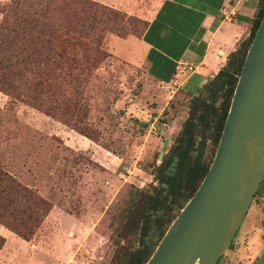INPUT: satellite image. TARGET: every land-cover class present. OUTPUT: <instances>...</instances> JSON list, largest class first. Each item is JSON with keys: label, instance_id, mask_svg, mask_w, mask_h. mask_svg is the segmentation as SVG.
I'll list each match as a JSON object with an SVG mask.
<instances>
[{"label": "rangeland", "instance_id": "1", "mask_svg": "<svg viewBox=\"0 0 264 264\" xmlns=\"http://www.w3.org/2000/svg\"><path fill=\"white\" fill-rule=\"evenodd\" d=\"M9 1L0 0V8ZM161 1L136 0L132 12L109 7L120 14L105 23L115 31L104 34L99 52L93 46L76 56L79 64L70 85L58 84L57 115L19 101L0 106V169L37 190L51 206L30 241L0 226L5 239L0 264H126L130 252L153 250L161 240L169 204H152L165 183L160 170L188 118L199 114L192 109L199 92L157 82L112 47L114 39L138 38ZM122 49L116 45L124 56ZM223 94L217 96L209 127H198L192 139L187 157L193 166H209L214 158L215 112ZM183 199L178 202L182 208ZM145 201H151L146 215L129 230V205H139L138 216ZM180 207L173 206L171 218ZM263 251L264 175L217 264H252Z\"/></svg>", "mask_w": 264, "mask_h": 264}, {"label": "trees", "instance_id": "2", "mask_svg": "<svg viewBox=\"0 0 264 264\" xmlns=\"http://www.w3.org/2000/svg\"><path fill=\"white\" fill-rule=\"evenodd\" d=\"M263 13L264 0H257L249 37L231 54L225 67L209 83L215 91L224 93L223 102L215 112V145H218L221 137L241 67ZM0 14V93L7 97V101H19L47 115H57L59 96L62 95L58 84L63 82L65 86L70 85L73 71L79 64L76 56L91 51L93 46L99 52L104 34L115 31L105 25L106 21L120 17L119 12L92 0H10L0 8ZM192 109L203 110L195 102ZM198 120H206L205 113L199 115ZM181 161L180 173L182 178H187V182L168 206L165 220L162 221L167 222L168 227L174 220V217H170L173 206L180 205L182 209L183 205L178 204L180 197L184 195L183 201L187 203L210 166L201 167L196 172L188 169L185 158ZM160 191L158 188L155 195L159 196ZM150 203L144 202L138 216L134 211L138 210L139 205H129L130 220L126 222L129 230H134L138 220L146 215ZM50 209L51 206L37 190L0 169L1 227L24 241H30ZM160 232L162 238L165 232ZM4 243L5 239L0 235V249ZM154 249L130 252L126 264H145Z\"/></svg>", "mask_w": 264, "mask_h": 264}, {"label": "water", "instance_id": "3", "mask_svg": "<svg viewBox=\"0 0 264 264\" xmlns=\"http://www.w3.org/2000/svg\"><path fill=\"white\" fill-rule=\"evenodd\" d=\"M203 95L197 106L205 100ZM183 148L179 146L170 163L172 171ZM263 175L264 13L241 67L214 158L145 264H217L238 232ZM252 264H264V251Z\"/></svg>", "mask_w": 264, "mask_h": 264}, {"label": "crops", "instance_id": "4", "mask_svg": "<svg viewBox=\"0 0 264 264\" xmlns=\"http://www.w3.org/2000/svg\"><path fill=\"white\" fill-rule=\"evenodd\" d=\"M125 12L136 0H92ZM257 0H162L147 20L139 38L114 39V51L126 61L142 65L150 77L164 85L190 86L200 92L223 69L231 54L249 37ZM222 11H234L224 18ZM116 45L123 47L124 56ZM178 64L192 66L185 77ZM194 93V94H195ZM6 96L0 94V106Z\"/></svg>", "mask_w": 264, "mask_h": 264}, {"label": "flooded vegetation", "instance_id": "5", "mask_svg": "<svg viewBox=\"0 0 264 264\" xmlns=\"http://www.w3.org/2000/svg\"><path fill=\"white\" fill-rule=\"evenodd\" d=\"M208 90H210L212 94L208 95L207 93H204L203 95V92L208 91ZM219 93L220 92L214 90L213 85H209V84L207 85V89L203 88L199 92L198 99L202 95L205 98V100L202 101L200 105H198V107L202 108L203 110H201L197 116H193V118H190V119L188 118L185 124V128H183V132L179 140L177 141L176 146L171 151L168 164L165 165L164 168L160 170L161 179L166 184L161 183L159 185V190H161L160 195L159 196L155 195L156 199H154V202L152 204H156L157 208L159 207L164 208L167 203L170 205L172 200L177 197L176 195H177L178 190L180 191V189L178 188L179 187L182 188L186 184L187 178L186 177L182 178L181 173H180L182 158H185V163L189 170L193 169V171L195 170L197 172L199 171L201 167H205L204 165H199V164L193 166V164H191L187 156L193 147L192 139L194 138L198 127H202V126L206 128L209 127V123L212 121L209 119L211 118V115H212L211 113L215 110V107H216L215 105L217 102L216 99ZM198 99L195 101V104L197 103ZM204 113H205L206 120L204 121L198 120V116ZM179 146H182L184 148H183V151L179 153L178 155L179 160H178L177 166L175 167V171H172V169H169V166H170V163L172 162L173 157L177 156L179 152L178 151ZM155 200H158L163 205H158V203Z\"/></svg>", "mask_w": 264, "mask_h": 264}, {"label": "built area", "instance_id": "6", "mask_svg": "<svg viewBox=\"0 0 264 264\" xmlns=\"http://www.w3.org/2000/svg\"><path fill=\"white\" fill-rule=\"evenodd\" d=\"M222 15L224 18H230L234 15V11H222ZM194 70L192 66L186 65V64H178L176 71L179 75H183L184 73H190ZM177 81V80H176ZM174 82V85L177 84V82Z\"/></svg>", "mask_w": 264, "mask_h": 264}]
</instances>
